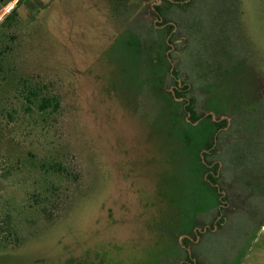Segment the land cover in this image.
I'll list each match as a JSON object with an SVG mask.
<instances>
[{"label": "rangeland", "instance_id": "1", "mask_svg": "<svg viewBox=\"0 0 264 264\" xmlns=\"http://www.w3.org/2000/svg\"><path fill=\"white\" fill-rule=\"evenodd\" d=\"M6 45L0 90L17 113L0 130V264H264V0H0ZM22 80L57 112H23ZM206 116L227 124L207 158L213 210L194 166L209 133L187 128ZM51 161L70 180L42 176Z\"/></svg>", "mask_w": 264, "mask_h": 264}, {"label": "trees", "instance_id": "2", "mask_svg": "<svg viewBox=\"0 0 264 264\" xmlns=\"http://www.w3.org/2000/svg\"><path fill=\"white\" fill-rule=\"evenodd\" d=\"M35 2H38V1H35ZM34 5L36 6L35 3H34ZM33 8H36V7H33ZM153 9L157 12V14L161 12V9L158 6L154 7ZM13 13H15V11H13ZM13 13H11L10 15L6 16L3 19L2 23H1L2 27H6L9 29L12 26V23H13L12 14ZM161 18H162V16H161ZM161 22L163 24H165V21L163 19ZM158 25H161V24H158ZM172 29H173L172 26H168V31H171ZM7 46L8 45H6V47H4L0 51V89L3 86L1 82H4L3 80L6 79V75L9 74V72H10V67H9L10 66V60L8 59V56H9L8 53L10 52L11 49ZM174 83L176 84L175 81H174ZM18 86H20L21 89H15V90L19 94V97L22 98L23 101H16V103L19 104L21 102L20 109L23 112H26V113L30 112L31 113L35 110L36 113H38L40 115L49 116L50 114L56 113L57 109L60 107L59 102L56 100V98L41 96L39 94L40 90H39L38 86L30 85L28 82H26L24 80H22ZM7 91H8V89H7ZM7 91H6V93H4L3 90H0V130H1V125H2L1 122H4V124H6V125L11 123L14 120V117L16 116V113H17V111L15 110L16 108L13 106V103H11V101H7L8 100L6 98ZM182 96L183 95L180 94V92L175 91V97L176 98H180ZM171 104H173L172 106L175 109H178L179 103L171 102ZM193 104H194V101H192L191 99H188V102L186 103V107H185L186 112L188 114H190L191 123H195L196 121H198L199 119H201L203 117V116H197L196 115V112L193 108ZM211 119L212 118L210 116H206L205 119L201 120L196 126L187 125V128L191 129L192 131H195V130H197V128L201 127L202 125H205L206 126V128H204L205 134L207 132L209 133V137L207 138L205 143L201 146V147H205L206 151H208V152H204L202 155L203 160L205 162L204 163L205 165H203L199 161L198 152L201 150L199 148V151L197 152V156L195 159V161H197V160L199 161V165L194 164V166L197 168V170L198 169H206V171H208V173L206 175V180L202 179L199 181V175H198L197 179H198V182L203 184L205 186V188L208 190V192H206V198L209 196L210 193H212V197H213L212 210H213V209L217 208V205L219 204L218 195H217L218 189H217V187H215V188L213 187V186H217L218 182L220 180L219 164H218V162L215 163L213 161H207V158L211 155H214V154L216 155V153H217L213 148H214L215 141L218 139V137L215 140H213V133L215 132L216 129L224 128L225 125L227 126V124H226L225 120H223L220 123H215V122L210 123ZM187 128H184L183 130H186ZM193 163H194V161H193ZM42 164H43L41 166L42 170H43L42 176H43V174H46L45 176L49 175V176H53V177H58V176L61 177V176H63V173H64V175H66L67 178H69V180H70V176L67 175L64 167L59 162L51 161L49 163H42ZM208 166H210V168H207ZM72 177H74V175H72ZM71 181L73 182V180H71ZM222 191L223 190L221 188V192ZM33 196H35V203L37 204V211L40 214H42L45 221L50 223L52 221V218H51V213H49V210L47 209V206L54 200L53 195L51 193L40 190L38 193L34 194ZM220 197L222 198L221 202L222 201L226 202L229 199V196L227 193H225L224 197H222V196H220ZM226 208L228 209V211ZM224 210L227 211V213H228L230 211V206L229 205L223 206L221 211H224ZM2 216L3 217H1V220H4L5 218L6 219L9 218L8 213H4ZM180 222H182V220L178 221L177 226H179L178 231H180V233H182V234L184 232L188 233L190 231V229L193 227V225L196 226V224H192L188 228L183 229ZM223 222H224V219L221 221V223H223ZM179 223H180V225H179ZM7 228L11 231L15 230L14 225H12V226L9 225V227H6V229ZM187 242H191V240L188 237H184L183 244L187 245ZM182 252H183V250H182ZM185 253L187 256H185V262L182 264H193L192 258L190 256H188V254H187L188 252H185Z\"/></svg>", "mask_w": 264, "mask_h": 264}]
</instances>
